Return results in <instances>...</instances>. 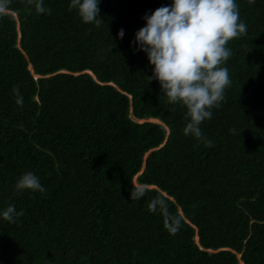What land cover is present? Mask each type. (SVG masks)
<instances>
[{"label": "trees", "instance_id": "obj_1", "mask_svg": "<svg viewBox=\"0 0 264 264\" xmlns=\"http://www.w3.org/2000/svg\"><path fill=\"white\" fill-rule=\"evenodd\" d=\"M69 3L40 14L12 0L0 16V208L23 210L0 219V264H264V0H237L247 32L229 41L231 84L200 125L210 146L183 134L186 108L130 43L171 0H100L98 26ZM25 171L46 191L18 193ZM139 183L148 192L130 200ZM158 193L175 234L148 208Z\"/></svg>", "mask_w": 264, "mask_h": 264}, {"label": "clouds", "instance_id": "obj_2", "mask_svg": "<svg viewBox=\"0 0 264 264\" xmlns=\"http://www.w3.org/2000/svg\"><path fill=\"white\" fill-rule=\"evenodd\" d=\"M27 2L37 13L51 12L45 7V0ZM99 3L100 0H70L69 11L75 10L82 22L98 26L102 21ZM11 5L12 0H0V16L10 14ZM141 18L145 23L135 31L130 43L136 45L133 51H143L153 66L148 81L155 79L159 83L168 104L186 108L183 134L210 146L211 141L204 137L200 125L211 119L213 108L221 106L225 89L231 84L229 69L225 66L232 54L227 46L229 41L247 32L237 0H171L170 4L159 6L150 14L145 11ZM123 35L121 28L117 37ZM13 92L16 103L22 105L19 88H14ZM132 185L130 200L140 199L148 192L143 183ZM14 188L18 193L25 189L33 193L46 191L32 171L20 174ZM148 208L162 213L164 226L170 233L179 230L181 219L169 212L163 194L153 196ZM21 215L23 210L18 211L14 204L0 208V219L8 222H15Z\"/></svg>", "mask_w": 264, "mask_h": 264}, {"label": "water", "instance_id": "obj_3", "mask_svg": "<svg viewBox=\"0 0 264 264\" xmlns=\"http://www.w3.org/2000/svg\"><path fill=\"white\" fill-rule=\"evenodd\" d=\"M140 122H142V121H154V122H157V123H160V121L159 120H157V119H147V120H139ZM143 171V169H141L140 170V172H142ZM71 257V256H70Z\"/></svg>", "mask_w": 264, "mask_h": 264}, {"label": "rangeland", "instance_id": "obj_4", "mask_svg": "<svg viewBox=\"0 0 264 264\" xmlns=\"http://www.w3.org/2000/svg\"><path fill=\"white\" fill-rule=\"evenodd\" d=\"M139 173H141V172H139ZM238 257H239V255H238ZM239 264H242V262H240Z\"/></svg>", "mask_w": 264, "mask_h": 264}]
</instances>
